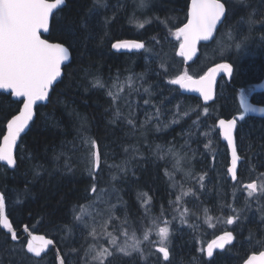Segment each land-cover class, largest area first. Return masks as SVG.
<instances>
[{
	"label": "trees",
	"instance_id": "obj_1",
	"mask_svg": "<svg viewBox=\"0 0 264 264\" xmlns=\"http://www.w3.org/2000/svg\"><path fill=\"white\" fill-rule=\"evenodd\" d=\"M107 2L116 6L118 0ZM138 2L120 0L121 5L127 4V13L121 9L117 22L106 29L93 31L90 36L81 35L79 43L73 44L71 62L63 68L61 80L51 90L50 101L36 107L34 123L17 145L16 166L8 168L0 164V191L6 196V212L14 229L26 226L33 233L54 239L59 252L69 257L68 264H82L84 252L78 258L66 245L86 248L79 231L73 232L69 228L79 208L91 201L85 199L91 186V143L95 142L98 147L99 168L103 169L99 173L100 190L112 188L116 183L112 176L118 173V166L125 161L136 173L132 179L139 180V183L121 184L118 192L122 198V206H118L121 209L120 218L127 215V209L131 210L133 216L137 209L142 212L141 193L154 198V212L159 214L161 206L167 207L174 198V178L170 180L165 175L167 170L172 177V162L165 153L175 145L172 140L178 136L173 132L179 127L167 128L165 124L179 116L181 123L187 122L182 125L187 126L196 119L194 110L203 104L195 97L186 96L178 86L167 85L170 91L164 92L166 107L165 114L160 117L162 123H155L154 117L149 119L150 114L155 116L156 108L152 107L146 113L144 108L147 106L132 89L142 85L140 93L143 94L144 87L154 86L160 71L159 62L144 64L143 58L147 52L143 50L119 53L111 48L112 43L125 39L143 41L151 48L154 36L163 40L168 35V29L159 21L139 29L135 21L126 19ZM187 2L189 0H151L150 7L154 11L149 15H158L160 20L167 19L174 30L175 26L186 22ZM90 3L91 0H66L63 10L53 15L46 38L51 42L72 43L69 30L78 27L88 11L86 5ZM228 3L234 7V11L229 16L228 24L216 33V38L222 34L228 35L224 52L210 57L208 51L214 41L201 44L195 61L185 65L182 58L175 56L171 44L165 42L163 46L171 57L168 67L173 75L187 71L197 77L217 63H230L233 66L230 79L222 76L217 81L215 99L208 105L210 119H206V123L209 125L218 118L236 117L240 113L239 91L264 81V0H244L243 6L237 0H228ZM108 15H112L111 10ZM140 18L143 20L146 17ZM156 47L159 50V46ZM97 75L108 81L109 86L119 77L124 88L120 92L121 99L117 101L121 110L119 120H113L116 108L112 106V98L107 95V90L91 87V81ZM130 76L137 78L129 82L127 78ZM259 94L261 98L254 101L264 105V92ZM10 101H13L10 96L0 95V133L5 128V116L17 108V104ZM137 102L140 110L135 108ZM185 113L191 114V118ZM129 118L133 119V124L128 123ZM238 127V150L243 157L242 166H238V175L245 183L258 181L260 174L264 173V118L247 117L238 123ZM216 139L219 143V138ZM133 150L135 159L132 158ZM196 156L194 165L197 169L200 155ZM145 158L150 162L141 163ZM224 176L226 182L211 185L209 194L200 199V206L209 209V215L221 219L219 205L225 199L228 203H235L237 209H244L242 225L235 226L233 243L227 245L223 252H216L211 262L240 264L249 254L264 250V243H261L264 241V224L260 223L259 202L245 208L241 186L237 185L234 189L226 174ZM112 200L117 202L115 197ZM232 227L221 223L197 233L195 240L188 236L174 239L173 264H209L206 255L197 251L195 241L200 240L204 245ZM61 228L64 231H60ZM5 237L6 234L0 229V245H3ZM21 241L25 244V239ZM42 257L25 260L24 264H56L51 249ZM12 259L13 255L0 251L3 264H9ZM15 259L19 261L21 257ZM113 264H120V260H114Z\"/></svg>",
	"mask_w": 264,
	"mask_h": 264
},
{
	"label": "snow or ice",
	"instance_id": "obj_2",
	"mask_svg": "<svg viewBox=\"0 0 264 264\" xmlns=\"http://www.w3.org/2000/svg\"><path fill=\"white\" fill-rule=\"evenodd\" d=\"M65 3L66 0H54V2H50V0H0V95L15 98L10 103L17 104V108L5 116V128L0 133V162L6 163L9 168H13L17 164L14 149L17 146L18 138L29 128L30 122L34 123L35 109L39 103L50 101V90L54 82L62 77V66L65 65V62L70 61L73 44L79 43L81 35L90 36L93 31L106 29L117 22L121 9L127 13V4L121 5L120 0L116 6L109 5L107 0H91V3L86 5L88 11L84 14L78 27L69 30L72 43L49 42L47 38H42V34L50 32V17L54 10L62 11ZM150 3L151 0H139V4L133 7L129 15H126V19L135 21L139 29H145L146 24L159 21L168 29V35L163 40L154 36L152 38L154 44L151 48L147 47L145 42L138 40H123L111 44V48L117 52L143 50L153 53L159 61L160 71L157 73L156 84L144 87L143 94L140 93L142 85L135 87L132 91L143 101V105L147 106L144 108L146 113L150 108H156L155 123L157 124L162 123L160 117L165 114L164 92L170 91L167 85L178 86L184 92L199 95L203 104L193 112L196 119L189 126L188 139L185 140V146L181 151L185 153L191 151L193 157L200 155L204 160H207L209 154H212L214 159L213 146L218 143L217 136L226 142L227 150L230 153V164L226 168V176L232 181L231 186L234 189L237 188V185L241 186L240 190L245 196V208H250L253 202H259L260 223L264 224V173L260 174L258 181L251 180L247 183L241 180L238 175V166H242L243 159L237 143L240 136L238 121H243L245 115L242 114L233 119L218 118L211 125L206 123V119H210L208 102L214 100V84L217 74L223 72L231 76L233 66L230 63H217L198 77L190 75L187 71L173 75L168 67V60L171 57L163 47L165 42L172 44L174 39L176 43L172 44V48L175 56L182 58L185 62L191 61L197 53L199 42L216 40V33L228 24L234 7L228 3V0H189L185 4L186 22H182V26H175L173 30V26L168 23L167 19L160 20L158 15H149L154 11L150 7ZM237 3L243 6L244 0H237ZM109 10L112 12L111 16L108 15ZM141 16L146 18L141 20ZM157 45L159 50H157ZM236 47L239 48V45ZM136 78L130 76L127 81L133 82ZM139 78L142 79V77ZM91 87L107 90V95L112 98L111 104L116 108L113 120H119L121 110L117 106V101L121 99L120 92L124 91L119 77L109 86L108 81L102 80L97 75L91 81ZM157 97L159 99H156ZM135 108L140 110L139 102L136 103ZM239 108L244 114L257 111L249 103L243 91L240 94ZM260 111L264 112V109H260ZM185 115L191 118V114L185 113ZM128 123L133 124V119L129 118ZM181 135H185L183 130ZM189 140L197 144L196 149H191ZM201 144L204 148L203 152L199 150ZM96 147V143L92 142L91 149ZM157 148L159 149V146ZM134 153L135 150H133V159H135ZM167 155L176 158L177 170L183 171L179 168V162L186 159V155L179 156L172 149L165 153V156ZM160 158L164 159V156ZM91 159L92 171L89 174L91 186L85 197L87 200H92L99 194V173L103 171L102 168H99L100 157L96 152H91ZM140 162L147 164L150 161L145 158ZM157 167L159 168V165ZM165 175L169 176L170 180L172 179L171 173L167 170ZM185 175L191 180L189 190L181 191L179 195H176L174 201L169 202L167 207L162 205L159 214L154 212V198L146 193H141L139 196L140 207L143 211L137 209L135 216L132 215L130 209H127V215L121 219V209L116 204H111V200L108 201L110 208L103 213L107 217L106 223L100 224L95 213L89 216L81 211L79 215L74 216V222L71 223L69 230L79 231L80 237L84 238L87 247L66 246L70 247V251L78 258H80V253L84 252L81 258L82 264H113V261L117 259L120 260V264H173L175 234L185 232L195 240L197 233L203 231L205 225L207 228H215L217 225L212 221L216 219L218 223L222 222L234 227L216 236L207 245V248L201 246L199 249L203 255L208 257L209 264H211L215 249L224 250L226 245L233 243L235 226L242 225L244 209H237L235 203H228L225 199L219 205L222 220L209 215V209H204V221L201 222L198 215L193 221L189 209L185 207L183 211H180V206L195 203V201L185 200V196L202 200L207 194V183L210 181L206 178L210 173L205 168L199 175L192 171ZM135 176V171H132L129 162L125 161L122 166H118V173L112 176V180L116 183L107 195L115 196L117 203L122 202V198L118 196L121 184L139 183L138 178L132 179ZM197 185H199L198 188ZM175 187V182H173V189ZM148 191L151 192V189ZM89 208H97L99 211L94 202L89 204ZM177 219L179 227L176 226ZM98 227L101 230L98 231ZM0 228L7 230L4 243L0 245V251H6L9 255H13L9 264H24L25 260L33 258L42 259V253L49 246H56L54 239L32 235L27 227H25V232H28L29 238L26 245L20 240V236L14 231L6 216L5 194H0ZM187 229L191 231L189 232ZM59 230L64 231L63 228ZM75 242L73 240V244ZM18 244L19 247H17ZM15 257H21V259L17 261ZM68 258L62 252H58L57 264H68ZM0 264H3L2 260H0ZM244 264H264V251L259 252L258 256H249Z\"/></svg>",
	"mask_w": 264,
	"mask_h": 264
},
{
	"label": "rangeland",
	"instance_id": "obj_3",
	"mask_svg": "<svg viewBox=\"0 0 264 264\" xmlns=\"http://www.w3.org/2000/svg\"><path fill=\"white\" fill-rule=\"evenodd\" d=\"M139 4V2H138ZM228 35H220L219 37L216 38V40L214 41L213 45L210 47V50L208 51V56L212 57V56H217L218 54H220L221 52H224V48L226 46V41L228 40ZM175 40H172V44H175ZM171 44V46H172ZM216 52V53H215ZM159 62L158 59H156L154 57V54L152 53H148L145 54V57L143 58V63H156ZM172 86V85H170ZM176 87V86H175ZM256 90V86L251 87V88H247L243 91L244 95L247 97L248 95L252 94V92H254ZM151 111V110H150ZM145 113V112H144ZM152 114H150L149 118L150 120L153 119L152 117L155 118V116H151ZM181 117H176L173 120H171L169 122V124H165V127L169 128L170 126H174V127H178V129H175V131L173 133H176L178 138H173L172 142L175 144L173 146H171L169 149H167L166 153H168V151L170 149L174 150L175 152H177L179 154V156H185L186 155V159L184 160H180L179 162V168L183 169V171H178L177 170V161L176 158H174L171 155H167L170 157L172 165H170V167H172V178H174V182H175V189H173V194H174V198L171 199V201H174L176 198V195H179L181 193V191L187 192L189 190V185L191 183V180L189 179V177L187 175H185V173L192 171L195 172L197 175L201 174L202 170L207 168L209 170L210 175L206 178L208 181L207 183V194H209V187L211 185H218V184H224L225 183V176L224 174H226V168L228 166V156H227V150L225 148V146L219 141V143L214 144L213 146V154H214V159H213V155L209 154V157L207 160H204L201 156L199 157V161L200 163L197 166V169L195 168L194 162L197 156L193 157L192 152L189 151L187 153L181 151V149L185 146V140L188 139L187 137V132L189 129V126L192 124V121L187 125H182L185 123H181ZM176 122H173V121ZM182 130L184 131L185 135H181ZM218 137V136H217ZM177 142V144H176ZM189 144L191 146V149H196L197 148V144L192 142L191 140H189ZM179 145V146H178ZM199 150L200 152L204 151L203 145H199ZM93 151V150H92ZM101 162V161H100ZM99 162V165H100ZM104 161H102L103 164ZM171 164V163H170ZM183 181V183H181ZM131 187V184L129 185ZM199 187V185H197V188ZM112 191V188L110 189H102L100 190L99 194L97 196H95L90 202L85 203L84 205H82L79 210L77 215H79L81 213V211H83L86 215L91 216L92 214H96L97 216V220L100 222V224L106 223L107 222V217L105 215H103L104 212H106L109 208H110V204L108 203L109 200H111V204H116V206L118 207L119 205H121L120 203H117L116 201L113 202V198L115 196H109L107 195V193H110ZM205 195V196H206ZM205 196L203 198H205ZM116 198V197H115ZM185 200H191V201H195V203H189L187 205H181L180 206V211H183L185 207H187L189 209V212L191 214L192 220L195 221L196 216L198 215L200 217L201 222L204 221L205 217H204V209H206L204 206H200V199H197L196 197H192V196H185L184 197ZM115 200V199H114ZM95 203L98 206L99 211L97 210V208H89V204L90 203ZM122 206V205H121ZM143 211V210H142ZM179 214L177 213V216ZM169 219H171V217H168ZM222 220V219H221ZM214 224L219 225L222 222L218 223V221L216 219H213L212 221ZM176 226L179 227V220L177 219L176 221ZM187 228V226H185ZM208 229L205 225L204 230ZM211 229V228H209ZM101 230L98 227V231ZM111 230V229H110ZM187 231H191L190 229H187ZM191 237V235L189 234H185V232H180L175 234L174 239L175 238H184V237ZM196 243V248L197 251H199V249L201 248V246H203L204 248H206L207 246V242L206 244L203 245L202 241L197 240L195 241ZM87 247V245H86ZM200 252V251H199Z\"/></svg>",
	"mask_w": 264,
	"mask_h": 264
},
{
	"label": "water",
	"instance_id": "obj_4",
	"mask_svg": "<svg viewBox=\"0 0 264 264\" xmlns=\"http://www.w3.org/2000/svg\"><path fill=\"white\" fill-rule=\"evenodd\" d=\"M50 2H54V0H50ZM66 4V3H65ZM65 6V5H64ZM63 6V7H64ZM57 11H59V10H54V13H53V15L57 12ZM53 15L50 17V24H51V21H52V17H53ZM182 26V25H181ZM48 34L49 33H43L42 34V38H44V37H46V36H48ZM125 40H133V39H125ZM118 41H123V40H118ZM49 42H51V41H49ZM117 42V41H116ZM209 43H211V42H199L198 43V45H197V53H196V55L193 57V59L191 60V61H187V62H185L184 61V64L185 65H189L190 63H193V61H195V59L197 58V56H198V54H199V45H201V44H209ZM113 51H115V52H117L116 50H114L113 49ZM133 52H136V51H133ZM119 53H131V52H126V51H119ZM71 62V59H70V61H68V62H65V65L64 66H62V75H63V68L65 67V66H67L69 63ZM215 65H213V66H211V67H214ZM222 76H225V78L228 80V79H230V77L231 76H228V75H226V74H224L223 72H221V73H218L217 74V77H216V81H215V84H214V93H215V95H216V84H217V81H218V79L220 78V77H222ZM198 77V76H197ZM62 78V77H61ZM61 78L57 81V82H54V85H53V87H52V89L59 83V81L61 80ZM264 88V81H262V83H260L258 86H256V89H257V91H261L262 89ZM51 89V90H52ZM51 90H50V92H51ZM186 96H191V97H195V98H197V99H199L202 103H203V101H202V99L201 98H199V95L197 94V93H191V92H184L183 90H181ZM215 95H214V99H215ZM11 97V96H10ZM15 98H13V97H11V100H14ZM212 101H214V100H212ZM212 101H209L208 102V105L212 102ZM48 103V101H46V102H40L39 103V105H46ZM250 104H252V106L253 107H255L256 109H257V111H255V112H250V113H247V114H244V113H242L243 115H245V117H258V118H264V112H262V111H260V109H264V105H258V104H253V103H251V102H249ZM38 105V106H39ZM35 115H36V113H35ZM34 118H35V116H34ZM233 118H238V117H233ZM233 118H230V119H233ZM31 123L32 122H30V125H31ZM30 127V126H29ZM29 129V128H28ZM28 129H26V131H25V133H22L21 134V137L22 136H24L26 133H27V131H28ZM21 137H19L18 138V142H17V145H18V143H19V141H20V139H21ZM220 140V139H219ZM220 142L225 146V148H226V150H227V145H226V142H223L222 140H220ZM16 148H17V146H16ZM16 148L14 149V157H15V152H16ZM94 152H96L98 155H99V151H98V147H96L94 150H93ZM227 156H228V159H229V161H228V165L230 164V153L228 152V150H227ZM100 157V156H99ZM99 162H100V160H99ZM0 164L1 165H4V166H6V167H8L7 165H6V163H4V162H0ZM9 168V167H8ZM230 179V178H229ZM231 181V180H230ZM232 182V181H231ZM0 194H2L1 193V191H0ZM6 216H7V212H6ZM7 218L9 219V217L7 216ZM9 221H10V219H9ZM10 223H11V221H10ZM12 224V223H11ZM13 226V225H12ZM25 227L26 226H23L20 230H16V229H14V231H16L17 232V234H20V233H23V235H22V237L20 238V240H22V239H25L26 240V243H27V239L29 238L28 237V232H25ZM5 234H7V230L6 229H2V228H0ZM32 233V232H31ZM32 235H35V236H44V235H41V234H37V233H32ZM45 237V236H44ZM46 239H50V238H47V237H45ZM26 243H25V245H26ZM210 243V242H209ZM226 247H227V245H226ZM225 247V248H226ZM49 249H51L52 251H53V253H54V255H55V261H56V264H57V254H58V252H59V250H58V248H57V246H49L46 250H45V252L44 253H42V256L49 250ZM221 251H223V250H220V249H215L214 250V253L215 252H221ZM262 251H264V250H262ZM261 252V251H260ZM252 255H259V252L258 253H252L251 255H249V256H252ZM248 256V257H249ZM207 257V256H206ZM208 258V257H207ZM35 259H40V258H35ZM242 264H244V262L242 263Z\"/></svg>",
	"mask_w": 264,
	"mask_h": 264
},
{
	"label": "flooded vegetation",
	"instance_id": "obj_5",
	"mask_svg": "<svg viewBox=\"0 0 264 264\" xmlns=\"http://www.w3.org/2000/svg\"><path fill=\"white\" fill-rule=\"evenodd\" d=\"M45 38V37H44ZM243 90H240L239 91V97H238V102H239V99H240V94H241V92H242ZM262 93L263 94V92H264V90H262V91H257V89L254 91V92H252V94H250V95H248L247 96V98H248V100H249V102H251V103H253V104H258V103H255V101L254 100H257V99H259V98H261L260 96V94L259 93ZM263 96H264V94H263ZM261 105V104H260ZM240 115H242V110H240V113L236 116V117H239ZM239 122H241V121H238V123ZM243 160V159H242ZM247 183V182H246ZM16 230H20V229H16ZM29 230V229H28ZM30 231V230H29ZM19 236H22L23 235V233H20V234H18ZM175 239H177V238H175ZM225 250V249H224ZM223 250V251H224ZM223 251H221V252H223ZM216 253V252H215ZM214 253V254H215ZM256 253H258V252H256ZM252 254V253H251ZM251 254H249V255H251ZM248 255V256H249ZM248 256L244 259V260H242L241 261V263L240 264H242L247 258H248Z\"/></svg>",
	"mask_w": 264,
	"mask_h": 264
}]
</instances>
